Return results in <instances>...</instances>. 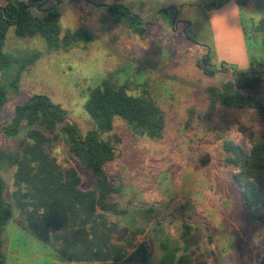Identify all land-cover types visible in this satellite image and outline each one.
Segmentation results:
<instances>
[{
    "label": "rangeland",
    "instance_id": "1",
    "mask_svg": "<svg viewBox=\"0 0 264 264\" xmlns=\"http://www.w3.org/2000/svg\"><path fill=\"white\" fill-rule=\"evenodd\" d=\"M122 1L140 17L144 33L135 31L132 18L111 14L107 5L114 2L102 0L103 6L83 0L48 1L47 7L62 14L63 33L82 29L93 37L69 50H51L40 37L22 39L13 29L9 31L5 52L18 63L10 71H0V82L9 93V102L0 112V146L21 152L19 140L1 131L16 106L33 95L61 104L86 134L95 129L85 109L90 90L106 81L126 84L131 94L150 97L163 108L166 128L161 139L152 140L116 119L114 131L103 135L119 149V157L107 170L122 186L117 201L126 211L120 216L109 214V218L128 239L137 233L135 245H147V264H162L169 251L210 264H259L264 254V224L249 220L234 170L224 161L227 141L250 149L243 128L264 133V113L219 105L213 118L206 114L210 87H219L229 78L223 66L240 70L232 61L217 63L212 53L225 32L242 26L250 64L254 58L264 65V34H257L253 26L264 18V0H245L243 7L234 0ZM214 21L227 23L216 31ZM227 41L222 43L230 57L240 59L241 48L234 43L228 46ZM208 54L217 73L213 77L199 67ZM245 93L264 102V82ZM56 155L61 164L81 173L83 189L92 188L93 172L72 157L63 142L57 145ZM13 172L8 164L1 172L9 185V198ZM185 224L192 229L188 237ZM25 244L26 250L35 249L31 241ZM22 248L7 241L8 264H22L17 256ZM42 248L56 263L61 261L51 248Z\"/></svg>",
    "mask_w": 264,
    "mask_h": 264
},
{
    "label": "trees",
    "instance_id": "2",
    "mask_svg": "<svg viewBox=\"0 0 264 264\" xmlns=\"http://www.w3.org/2000/svg\"><path fill=\"white\" fill-rule=\"evenodd\" d=\"M48 1L4 0L0 4V71H10L18 63L14 55L5 52L11 29L22 39L42 38L51 50H69L78 42L93 40L82 29L63 33L62 14L47 7ZM83 1L104 5L100 0ZM102 1L114 2L107 5L111 14L132 18L135 31L144 33L140 17L134 16L122 0ZM234 1L241 7L246 4L245 0ZM253 26L257 34H264V18ZM210 60L208 54L199 67L213 77L217 73ZM223 72H228L229 78L219 87H210L206 117L213 118L219 105L235 110L250 107L264 113V102L245 93L264 82L263 63L252 58L248 71L223 66ZM8 102L7 87L0 82V112ZM85 109L95 129L83 134L61 104L36 94L17 105L11 121L2 128L5 137L19 140L21 152L0 146V264H8L5 234L11 221L44 247L51 248L59 259L70 263L147 264L150 255L147 245H135L137 233L128 239L119 224L109 218V214L120 216L126 211L117 201L122 186L107 170L119 157V149L103 135L113 132L115 120L121 119L138 136L159 140L166 128L165 111L152 98L131 94L128 85L113 81L92 88ZM190 113L191 117L196 115L194 107ZM242 131L250 149L227 141L224 164L234 170L233 177L240 187L249 220L264 224V133L246 128ZM62 142L72 157L93 172L92 188L83 189L81 173L74 166L59 162L56 147ZM6 164L14 168L10 198L9 185L1 174ZM184 226V235L188 237L192 229ZM161 263L210 264L190 254L178 256L176 251L166 252ZM259 264H264V254Z\"/></svg>",
    "mask_w": 264,
    "mask_h": 264
},
{
    "label": "crops",
    "instance_id": "3",
    "mask_svg": "<svg viewBox=\"0 0 264 264\" xmlns=\"http://www.w3.org/2000/svg\"><path fill=\"white\" fill-rule=\"evenodd\" d=\"M124 1H126L127 3L129 0H124ZM224 23L226 24L227 22L222 21V23H220L218 21L216 23L214 21V26H213L214 30H216L218 27L221 28V25ZM229 38L231 39V42H229L230 41ZM222 40L224 42L228 40L227 41L229 42L228 46L234 43L239 48H241L242 56L240 57V59L234 60L229 55V49L226 43H222L223 42L222 41L220 43H215L214 44L215 46L213 45V48H212V53L217 57V63L220 64L222 60L232 61L233 63L232 65L237 66L240 69V71H248V69H250V55L249 56L247 55L248 48H247V43H246L243 27L238 26L237 29L231 30L230 32H227V33L225 32L224 39L222 38ZM5 240H6V243L9 240L14 241V243H16L17 246H20L23 248L26 247L25 240L31 241L32 244H34L35 246L34 250H30V249L26 250V248H24V250L20 251L21 254L17 255L22 264H84V263H75V262L70 263L64 260H61L58 263H56L54 256L44 252L42 248L43 246L42 243L37 238H35L34 236L30 235L28 232L23 230L14 221H11L7 226ZM7 257H8V262H9L8 252H7ZM95 264H98V263H95Z\"/></svg>",
    "mask_w": 264,
    "mask_h": 264
}]
</instances>
